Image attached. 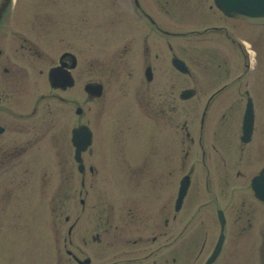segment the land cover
Listing matches in <instances>:
<instances>
[{
	"label": "flooded vegetation",
	"instance_id": "1",
	"mask_svg": "<svg viewBox=\"0 0 264 264\" xmlns=\"http://www.w3.org/2000/svg\"><path fill=\"white\" fill-rule=\"evenodd\" d=\"M3 1L0 0V7ZM53 3L58 8L48 10L45 18L39 20H35V15L25 16L11 10L12 3L0 18V174L5 193L2 210L6 216L17 211L24 215L30 210L23 204L29 199L31 203L39 156L54 155L57 148L62 159L70 156L68 93L79 83L83 100H87L84 90L87 25L94 20L101 30L95 37L111 44L118 40L117 35L129 29L133 17V6L128 0L126 26L109 36L111 32L103 31L118 25L112 24V11H95L90 20L85 0H54L50 5ZM139 5L153 26L144 35L145 65L150 68V75L133 76L130 87L143 93L145 128L129 143L118 123L120 116L116 108L100 124V135L93 129L92 145L97 140L96 162H86L88 156H94L91 145L82 154L85 169L79 178V216L71 224V217L65 218L68 225L56 241L57 248L47 242L50 249L47 264H87L80 262L86 259L88 264L98 261L103 264H264V201L251 188L252 179L264 173V61L256 59V67H252V60L244 53L243 61L239 58L236 65L230 64V71L243 62L246 73L182 75L171 66L172 60L180 56L179 48L163 36L151 34L167 32L165 26L152 21L147 4ZM117 17L119 23H124L121 13ZM192 31L196 44L203 36L204 43L211 41L207 35L218 31V36L244 52L243 40L238 41L227 26L208 25L203 32ZM42 45L52 54L44 53ZM151 46L157 51L154 56ZM166 46L169 65L175 74L167 72ZM191 52L198 59L211 53V49L206 47L203 51L196 45ZM45 57L47 68L39 70V61ZM55 68L74 77L73 88L51 85L50 71ZM253 69V76L247 79ZM184 76L190 81L189 86ZM188 88L193 89L190 99L193 104L184 120L181 97ZM43 90L45 93H40ZM220 97V105L215 107L214 102ZM250 98L255 124L247 141L243 140L242 117L239 123L228 120L210 127L209 114L221 113L223 119L238 112L244 115ZM197 111L206 115L204 122L202 116L200 122H195ZM75 118L77 124L73 128L91 124L83 109ZM58 124L61 127L55 133ZM127 160L131 165L138 162L130 173H117L109 168L110 161L126 164ZM197 171L199 186L194 187L193 176ZM111 172H114V196L108 212L105 205L97 203V198L92 203L86 198L88 188L95 191L99 180ZM88 173L94 177V183L87 180ZM184 178L189 186L182 197ZM52 179L49 176V186ZM237 180H242L243 190L249 191L252 198L245 197L248 201H238V196H234L236 190L231 183ZM23 191L29 195L22 194ZM190 192L191 206L185 207ZM65 195L70 198L69 193ZM49 226H53L52 222Z\"/></svg>",
	"mask_w": 264,
	"mask_h": 264
},
{
	"label": "rangeland",
	"instance_id": "2",
	"mask_svg": "<svg viewBox=\"0 0 264 264\" xmlns=\"http://www.w3.org/2000/svg\"><path fill=\"white\" fill-rule=\"evenodd\" d=\"M140 1L144 6L147 4L149 9L154 12L155 19L166 25L170 31L176 32L177 30L178 32L187 33L192 29H202L208 25L227 26L230 29V33H235L233 35L238 41L243 40L245 42L244 47L247 48L248 51L245 52L244 50V53L252 59V67H256V59L264 61V27L244 25L240 21L225 18L215 6H213V0ZM151 1L153 3L155 2L157 5L156 8ZM51 2H54V0H13L11 10L18 13H25V16L35 15V20H39V18H45V14H47L48 10L58 8L56 3L50 5ZM85 4L90 20H93L91 15H94L95 11L106 10L113 12L112 24L117 22L118 25L113 29L103 31L104 33L109 34L111 32V34H109L110 36L122 31V25L119 24L117 14H120L119 12L121 11L122 17L128 18L127 15L129 12H125L126 9H130L128 0H116V2L85 0ZM71 8L73 9L75 7L71 5ZM144 21L145 20H141L135 13L134 24L132 25L133 38L126 42L123 34L119 37L117 35L118 40H109L110 42L114 41V43L111 44H104L102 40L97 39L99 37H95V35H100L101 30L95 26L94 20L87 25V49L85 53L86 81H100L104 84L105 92L102 99L96 100L92 103L88 101L87 96V100L84 102L82 86H80L79 83H77L76 87L68 93L71 100L69 104L71 130L77 124L75 109L77 107H82L83 111L86 112L87 122H91L89 126L92 130L96 129L98 135L101 133L99 131L102 128L101 125L107 121L116 108L119 110L118 113L120 116L118 118V123L122 128L124 138L126 136L129 143L134 142L132 140L133 138H137L136 135L138 131L143 132L145 128V100H142L143 93L134 91L130 87V83L133 76L143 74V69L146 64L145 56L143 54V41L138 39V36L144 33L143 28L148 26V22ZM7 26H9V23H7ZM214 34L217 33L211 32L210 35H207V39L211 36V41L204 43L203 36L197 44L193 42L196 37L191 35H187L184 38H178L177 36L171 37V40L174 42L173 45L179 48L178 54L189 63L193 70V74H200L201 76L221 72L223 74H228L230 71L229 63L236 65L237 63L235 60L237 57H240L243 61L244 54L242 51L238 53L236 50H231V48L229 46L227 47L224 43H220V45L214 43L217 38H219L217 35L212 37ZM196 45L203 51H206V47H208L213 53H209L206 58H202L203 60H201V58L196 59L195 57H191V51ZM42 46L44 53L52 54L50 49L45 45ZM152 48V56H154L157 51L155 50L156 48ZM166 53L168 61L167 66L169 67L167 72L173 74L174 72L171 70L172 67L169 65L170 56L168 48ZM225 59H228L229 63ZM157 62L158 60H156V63ZM241 64L242 62H240V67L232 70L230 73L237 75L246 73L243 64ZM47 65L48 61L47 57H45L43 61H39V70L46 69ZM253 71L254 69L248 72V74H250L248 77L246 76L247 79H251V76H253L254 73ZM184 79H186L185 83L189 86L190 81L188 78ZM41 92L45 93V90L40 91V93ZM220 100L221 97L214 102L215 107L220 105ZM192 104L193 102L191 100L182 103V115L184 120L187 113V118L189 117ZM198 111L194 118L195 122H199L200 114ZM242 113L243 112L228 114L226 119L222 118L221 113H211L209 114L211 121L210 127L213 128L215 126H220V123H226L224 121L228 122V120L239 123L241 122ZM60 127L61 125L58 124L54 132L57 133ZM96 148L97 140L92 145L94 156H88L86 158L87 163L96 162ZM57 151H54V155L52 154L46 158H42L41 156L38 157L39 171L36 175L37 183L36 187H34V192L31 195V203L29 199L26 201V204H23L24 206L27 205L30 212L34 215V219L36 220L33 222H31L32 216L28 217V221L26 220L25 222H22L20 219L17 222L16 218L15 221L9 220L10 217L4 216L2 207L5 193L2 191V176L0 174V264H47V257L50 255V249H48L47 242L50 244L54 243V246L57 248L56 241L63 236V228L65 226L66 232V226L68 225V223L65 222V218L68 216L71 217L70 224L78 218L81 207V197L78 194V191L80 190V174L77 172V164L73 160V148L72 145H70V156L65 159H62ZM137 163L138 162L134 165ZM110 164L112 167L109 165V168L112 171H117V173H130V169L125 165L116 161H110ZM147 171V173H150V168ZM112 173L114 172L106 173L102 179V176L100 175L99 178L101 181L99 180V184L95 191L88 188L89 196L86 198L90 203L94 201L96 202L97 198V203H99L100 206L105 205L108 208V212H110L111 200L112 196H114ZM140 173H144V171ZM21 174L24 175L22 172ZM199 175L200 173L197 171L193 176L194 187L195 185L199 186L197 178ZM49 176L53 177L50 186L47 183ZM97 178L98 176L95 177V179ZM87 180H91L94 183V177H91L89 173L87 174ZM246 180H248V177ZM242 183V180H237L236 182L231 183L236 190L234 196H238V201L242 199L245 200V197H247V199L252 198L249 195V191L243 190ZM237 186L239 187L236 188ZM67 193H69L70 198L65 195ZM22 194H26V192L23 191ZM26 195H29V192H27ZM192 195L193 194L188 197L185 207H188L189 205L191 206L190 199L192 198ZM25 196H23V199H25ZM67 203H69V205H67ZM30 204H32V208ZM17 212L16 215L18 218H21L22 215L20 211ZM35 212H37V215ZM49 222H52L53 224L51 228ZM58 231H60V233H58ZM76 234H78V232H76ZM76 238L77 237L75 236V240ZM96 264H103V262L98 261Z\"/></svg>",
	"mask_w": 264,
	"mask_h": 264
},
{
	"label": "water",
	"instance_id": "3",
	"mask_svg": "<svg viewBox=\"0 0 264 264\" xmlns=\"http://www.w3.org/2000/svg\"><path fill=\"white\" fill-rule=\"evenodd\" d=\"M216 5L224 11V13L230 17H235L239 19L246 20L252 24H264V0H215ZM10 0H6L3 5L2 12L7 9ZM2 12L0 13V18L2 16ZM174 65L182 72H188V68L183 61L175 60ZM56 75H54L55 77ZM59 86H67L69 84V80L67 77H60V79L54 80ZM70 84H72L70 82ZM86 91L91 96H101L102 94V85L101 84H88L86 86ZM191 95V91H186L183 93L184 98H188ZM249 121L251 128L253 123V114L249 112ZM86 138V141H84ZM91 141V134L87 128H81L74 131V144L76 145L77 155L76 159L80 162V152ZM255 186V185H254Z\"/></svg>",
	"mask_w": 264,
	"mask_h": 264
}]
</instances>
